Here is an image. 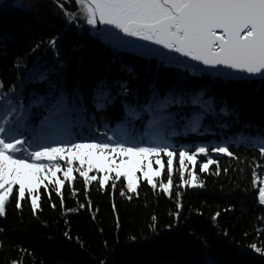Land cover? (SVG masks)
I'll return each mask as SVG.
<instances>
[{"label": "snow or ice", "instance_id": "snow-or-ice-1", "mask_svg": "<svg viewBox=\"0 0 264 264\" xmlns=\"http://www.w3.org/2000/svg\"><path fill=\"white\" fill-rule=\"evenodd\" d=\"M69 2H74L78 11H68L65 4ZM56 4L70 25L76 24L77 28H83L85 24L90 26L98 39L112 42L117 51L102 74L95 70L100 61L93 62L90 67L93 71L92 83L85 86L87 76L82 74L69 89V58L60 55L58 42L63 39L61 34L46 42V47L54 52V61L34 56L30 63L27 59L17 58L12 68V71L18 73L16 82L6 86L5 82L0 80V217L6 215V201L13 192V185L19 186L15 193L16 208L21 207L20 199L27 190L32 212L35 214L37 200L33 194V177L35 183H39L41 178L52 180L55 191L59 194L64 181L70 184L73 171H77L83 177L84 188L87 190L89 181L97 179L95 175L89 176L88 170L98 169L103 172L109 161L114 158L108 157L102 161L100 156H108L109 152L116 153L117 156L134 154L133 158L121 159L119 164L108 169L110 172L114 171L117 178L123 176L129 192L136 186V180L132 178V173L137 167L135 156L144 161L141 166V178L147 177L148 183L153 184L152 177L159 176L161 172L158 154L163 153L167 157L170 177L173 152L168 150L167 138L169 133L173 136L181 134L176 130L181 120H187L184 126L185 134L189 128L198 132L209 115L235 116L232 123H243L245 131L257 127L251 116L243 119L239 102L235 108H231L226 100L219 99L218 84L221 81L227 83L244 80L248 83L258 82L257 90L264 88V0H56ZM35 7L38 6L24 3V0H0V11L18 9L31 12ZM78 20L83 23H77ZM113 29L123 33V36L113 32ZM125 37L149 43L137 45L135 41ZM3 39L0 38V56L7 55ZM43 43L45 42L35 44L32 53H36ZM161 48L167 49V53L161 52ZM128 49H135L141 56H155L160 60L156 65V72L149 68L145 80L135 86L131 81L138 79V72L126 63L120 54ZM172 53L179 55H171ZM180 57L185 59L181 60ZM82 60L83 57H80L76 61L77 67ZM165 65L174 66L178 71L174 83L166 94H162L159 87V70ZM125 74L130 79H121ZM206 75L212 76L213 79L206 83L194 79L196 76ZM113 76L115 79H110ZM190 76L193 79L190 80ZM149 77L152 79L151 83H148ZM117 100L120 101L122 117L119 121L120 137L139 134L142 141L145 135H150L151 146L127 147L122 139H114L107 131L102 134L107 142L65 140L55 146L43 143L51 139L53 132L72 136V130L75 128L93 130L92 124L100 117H103L105 122L113 119L109 109L116 106ZM221 104L223 107L217 112V107ZM189 110L191 119H188L187 115ZM36 121L39 123L36 124ZM137 121L146 126L142 132H138ZM26 133L32 137L31 140L25 137ZM257 133L255 139L245 132L238 135L242 142L252 149L258 148L260 155L264 156V125L257 127ZM34 145L35 150L29 152L28 149ZM82 149L87 151L82 154ZM211 151L230 157L234 155L229 151L227 142L212 145ZM17 153H26L31 162L18 158ZM145 154H149L156 163V168L151 174L149 159ZM198 154L208 156L209 147L197 146L192 152L184 148L179 150L181 176L186 168L185 160L191 164L196 161ZM59 161H64V169L60 167ZM73 161L78 162L80 166L74 169ZM211 163H214L211 159L200 162L199 169L204 171ZM45 169L48 170L47 176L44 175ZM61 171L63 180H53L52 174ZM187 177V180L181 178V185H192L194 174L191 167L187 168ZM107 180L109 176H99L101 189ZM255 183L254 171L253 184ZM159 187L168 195L171 181L160 183ZM45 191L47 192V188ZM175 195V207L178 211L174 215L178 220L181 208L180 193L176 192ZM258 203L264 205V186L258 189ZM212 219L215 220L216 216ZM171 227L169 225V229ZM2 231L3 229H0V232ZM65 235L67 236V233ZM224 236H227V232ZM129 240L135 242V237H129ZM203 247L205 259L202 264H218L206 241ZM248 248L264 259V246H257L253 242ZM241 252L243 254V249ZM11 264H17V261H12ZM99 264L107 262L101 260Z\"/></svg>", "mask_w": 264, "mask_h": 264}, {"label": "trees", "instance_id": "trees-1", "mask_svg": "<svg viewBox=\"0 0 264 264\" xmlns=\"http://www.w3.org/2000/svg\"><path fill=\"white\" fill-rule=\"evenodd\" d=\"M24 3L38 7L31 12L18 9L0 11V38H4L7 48V55L0 56V80L6 86L16 82L18 73L12 68L17 58L27 59L30 63L34 56L54 61V52L46 47V42L61 34L63 39L58 42L60 55L69 58V89L82 74L87 76L85 86L93 82L90 67L94 61H100L95 70L103 73L117 49L92 36L90 26L85 24L83 28H77L76 24L70 25L56 0H24ZM65 8L70 12L78 11L74 2L66 3ZM77 23L83 21L78 20ZM41 41L45 43L32 53V48ZM74 48L78 50L73 51ZM120 54L138 72V79L131 81L133 86L145 80L149 68L156 72V65L160 63L133 54ZM80 57L83 60L77 67L76 61ZM177 71L170 65L160 68L159 87L162 94H166L174 83ZM110 79L114 80L115 76ZM121 79L130 77L125 74ZM194 79L206 83L213 77L196 76ZM151 82L149 77L148 83ZM218 87L219 99L226 100L231 108L239 102L243 119L251 116L257 127L264 125V88L257 90L258 82L221 81ZM221 107L222 104L217 107V112ZM109 111L114 118L105 122L100 117L92 124L93 130L73 129L71 142H103L100 136L106 128H120V101L117 100L116 106ZM187 115L191 119V110ZM234 120L235 116L209 115L198 132L189 128L186 134L184 126L187 120H181L176 129L181 134L173 136L169 133L167 138L181 141L167 142L168 150L173 152L171 176L168 175L167 157L163 153L158 154L161 172L159 176L152 177L153 184L148 183L147 177L141 178L144 161L135 160L137 167L132 178L136 180V186L132 192L128 191L122 175L117 178L114 171H108L111 165L103 172L88 170V175H95L97 179L89 181L87 190L83 177L77 171H73L70 184L64 181L59 194L52 180L41 178L39 183H35L34 177L33 194L37 209L33 214L27 190L20 199L21 207L16 208L15 193L19 186L13 185V192L6 201V215L0 217V229H3L0 232V264H11L12 261H17V264H99L101 260H106L107 264H202L205 241L218 264H264V259L248 248L253 242L264 246V205L258 203V189L264 186V156L260 155L258 148L252 149L242 142L238 135L245 132L255 139L257 127L245 131L244 124H233ZM136 124L140 126L139 132L146 127L141 121ZM222 124L231 126L221 127ZM25 137L31 140L27 133ZM136 137L142 145L151 146L150 135H145L142 141L139 134ZM225 142L234 154L232 157L211 151L212 145ZM197 146H208V156L198 154L191 164L185 160L186 168L181 176L179 150L184 148L192 152ZM86 151L82 149L81 153ZM125 155L117 156L109 152L108 156H100V159L113 157L109 164L116 165L121 159H130ZM146 157L151 174L156 163L149 155ZM207 159L214 163L201 171L199 163ZM59 165L62 169L66 167L64 161H59ZM72 166L75 169L80 165L73 161ZM188 167L192 168L194 181L191 186L181 185V178H188ZM44 175H48L47 169ZM100 175L109 176L103 189L99 186ZM52 179L63 180V172L52 174ZM169 180L171 187L169 194L165 195L159 185L169 183ZM176 192L180 193L181 204L178 220L174 215L178 211L175 207ZM214 215L215 220L212 219ZM129 237H135V242Z\"/></svg>", "mask_w": 264, "mask_h": 264}, {"label": "bare ground", "instance_id": "bare-ground-1", "mask_svg": "<svg viewBox=\"0 0 264 264\" xmlns=\"http://www.w3.org/2000/svg\"><path fill=\"white\" fill-rule=\"evenodd\" d=\"M114 30H116V29H113V32H114ZM105 42H106V43H108L110 47H113V43H112V42H109V41H105ZM113 48H114V47H113ZM167 51H168V50H166V53H167ZM121 52L128 53V54H133V55H136V56H138V55H139L138 53H137V54H135V53H131V52H126V51H124V50H123V51H121ZM161 52H162V50H161ZM140 56H141V55H140ZM140 56H139V57H140ZM108 165H111V166H113L112 164H108ZM108 171H109V170H108Z\"/></svg>", "mask_w": 264, "mask_h": 264}, {"label": "rangeland", "instance_id": "rangeland-1", "mask_svg": "<svg viewBox=\"0 0 264 264\" xmlns=\"http://www.w3.org/2000/svg\"><path fill=\"white\" fill-rule=\"evenodd\" d=\"M68 155V154H67ZM149 154H145V156H148ZM133 156H134V154L133 153H127V155H125V157H128V158H133ZM135 160H139V162H141L142 160L140 159V157L139 156H135ZM138 162V163H139ZM33 179H34V177H33Z\"/></svg>", "mask_w": 264, "mask_h": 264}, {"label": "water", "instance_id": "water-1", "mask_svg": "<svg viewBox=\"0 0 264 264\" xmlns=\"http://www.w3.org/2000/svg\"><path fill=\"white\" fill-rule=\"evenodd\" d=\"M100 27H104V26H100ZM114 32L119 33L117 30H114ZM92 33H93V35H95L94 32H93V30H92ZM164 50H165V49H162V52H163ZM171 55L178 56L179 54L172 53ZM180 59L183 60V59H185V58H184V57H180ZM238 75H243V74H238ZM234 81H235V80H234ZM239 81H243V80H239Z\"/></svg>", "mask_w": 264, "mask_h": 264}]
</instances>
